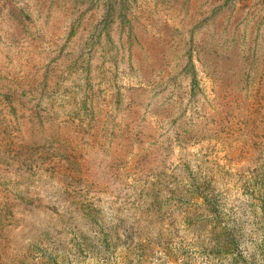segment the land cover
<instances>
[{
  "label": "rangeland",
  "instance_id": "rangeland-1",
  "mask_svg": "<svg viewBox=\"0 0 264 264\" xmlns=\"http://www.w3.org/2000/svg\"><path fill=\"white\" fill-rule=\"evenodd\" d=\"M0 264H264V0H0Z\"/></svg>",
  "mask_w": 264,
  "mask_h": 264
}]
</instances>
